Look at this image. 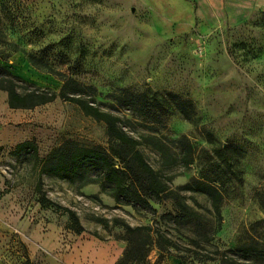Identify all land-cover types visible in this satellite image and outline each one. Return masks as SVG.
I'll use <instances>...</instances> for the list:
<instances>
[{"label":"rangeland","instance_id":"obj_1","mask_svg":"<svg viewBox=\"0 0 264 264\" xmlns=\"http://www.w3.org/2000/svg\"><path fill=\"white\" fill-rule=\"evenodd\" d=\"M0 64L21 92H59L69 78L95 86L97 104L121 117L168 187L147 193L144 206L119 198L98 163L72 178L45 172L53 150L78 145L140 175L114 155L107 124L78 104L59 97L12 108L0 90V264H118L132 235L117 219L151 227L137 264H242L237 247L264 249V0H0ZM169 93L193 101V121ZM129 94H146L161 122L134 109ZM182 136L196 146L188 168L174 161ZM25 141L37 152L15 155ZM198 181L220 188L221 215ZM43 195L74 210L85 230Z\"/></svg>","mask_w":264,"mask_h":264},{"label":"trees","instance_id":"obj_2","mask_svg":"<svg viewBox=\"0 0 264 264\" xmlns=\"http://www.w3.org/2000/svg\"><path fill=\"white\" fill-rule=\"evenodd\" d=\"M37 88L40 89L38 86ZM0 90H4L8 93L9 104L12 108H33L41 104L52 102L59 97L78 104L86 114L107 124L111 138L118 144V148L113 149L114 155L121 159L122 162H126L127 165L129 164L128 158H130V161L135 165L140 175L138 176V174L130 173L127 166L116 167L113 161L109 158V155L99 149L81 147L78 145L68 149L58 148L53 150L44 159L43 169L45 172L59 173L65 177L72 178V176L75 175L85 163H98L105 169V178L114 185L113 191L119 198L144 206L151 205L147 193L158 197L168 191L167 185L160 180L159 173L154 170L143 152L138 148L140 141L131 136L120 125L121 117L113 112L103 110L100 105L97 104V89L95 86H84L77 80L69 78L64 82L59 92L50 91L48 89H45L44 91L36 89L28 92H21L19 90L17 77L8 68L0 64ZM84 94L91 95V100L84 98ZM128 96L127 102H130V105L134 109L148 117L157 119V122H161V119L163 118L162 112H153V109L145 102L146 94H129ZM167 98L175 103L176 107L186 116V118L192 121L194 120L196 111L192 100L183 99L180 95L174 93H169ZM142 99L145 100L143 101ZM163 102L164 99L158 98V107L164 108L162 105ZM152 139L155 147L162 153V155L165 158L169 157V146L167 143L157 136H153ZM176 141L182 150V153L179 159H175L174 161H177L185 168H188L194 161L196 146L186 136H182ZM1 149L2 148H0V151ZM28 150H34L37 152V147L32 141L19 143L13 153L15 155H20ZM194 189L210 196L216 213L221 215L222 193L219 187L210 182L198 181ZM40 201L44 205H54L57 208L64 209L68 212L72 221L71 227L76 232L81 233L85 230L79 216L74 210L56 204L46 195H43ZM178 205L182 212V218L187 219L192 215V211L184 202L179 201ZM99 221L105 225L109 224V221L106 219H99ZM116 223L122 225L127 230V233L132 235L129 239V246L126 253L118 264H128L129 262H132L133 264L140 263L146 255L142 248V244L147 241L146 239L145 241H140V237H143L144 235L150 237L151 227H133L125 221L118 219L116 220ZM235 250L242 252L244 255L245 262L242 264H264V249L255 244L239 246ZM228 261L229 260H223V263ZM233 261L237 263L236 260Z\"/></svg>","mask_w":264,"mask_h":264}]
</instances>
